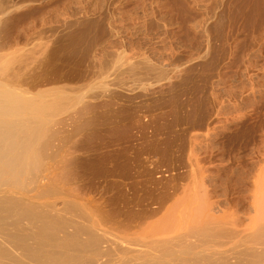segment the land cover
Returning <instances> with one entry per match:
<instances>
[{"label": "rangeland", "instance_id": "rangeland-1", "mask_svg": "<svg viewBox=\"0 0 264 264\" xmlns=\"http://www.w3.org/2000/svg\"><path fill=\"white\" fill-rule=\"evenodd\" d=\"M43 1L44 0H37L36 2L35 0H22V1L16 0V3L18 2L17 4L20 7L19 12L27 11L29 13L27 14V16L24 17V19H22L18 23V27L16 29H10L9 31H11L12 36H14L12 40L13 42L16 39V36L19 32H22L28 29H29L28 32H30L33 29V27H37V28L42 27V29H44L45 27L47 28V24H48V29L46 30L45 28V31L46 33L49 32V34L47 35L49 39L51 40L50 45L53 41L52 45L54 47H55V44L57 45L58 52L55 53V51L53 50L54 47L52 45L51 47L49 46L48 54H47V56L49 55V57H47L46 55H45L46 56L45 58L43 57L44 62L42 63V65L39 62L31 63L30 66L24 70V73H26V75L29 73L28 74L29 76L31 73L34 74V75L31 74V77L33 78L39 79L42 77L43 78V79L41 78L42 80L41 79L40 80L37 79V80L40 81L41 84L43 83L42 86L44 87V89L54 87L53 84H55V86L62 89L63 95H64L63 101L64 102L66 101L68 104L67 105L65 102L66 104L65 106V104L63 103L65 110L61 109V111H58V112H62V113H57L53 117L54 123H52L51 125L53 127L50 126L51 128H49V133L47 132L48 134L45 137V139L48 141L50 140L49 143H52L54 141L52 143L53 145L63 146L64 144L63 147H70L73 143L74 144L72 146L74 145L80 146L79 144L81 143L80 149H82L81 151L78 150L76 154L72 153V155L71 153H68L67 155L66 154L67 152H63L62 154L63 155L65 154L67 158L65 157V155L61 156L62 155L61 153H60L61 155L59 154L56 155L58 157L56 156L50 157L49 154H47V156L45 154L42 155L41 160H43L42 161L43 163L49 162V166H50V163L51 164L53 163V165L57 167L56 168L53 165H51L50 167L53 170L52 168L53 166L54 170L52 172V170L50 169L51 171L50 176L52 178L50 177L51 180L49 179V182H47L49 186L48 188H53V187L55 188H53V190L49 189V193L44 198L43 201H53L54 199H57L59 197L58 200L60 202H58L57 200L58 205L63 207L62 201L64 199H67L69 202V207L67 209V211H69L70 213L69 215H71L72 213L74 214L75 213L74 209L78 208L79 204L81 205L82 203H84L85 204V206H83L84 212L86 211L87 212V213L85 212L86 214H89V213L95 214V212H99L97 211L99 210V207H101L100 210L102 209L103 206H100V205L103 204L102 202L104 201L103 199L104 196L107 197L109 196V194L111 195L113 192H114L113 194H118L117 190L119 191V187H116V186H115V191L111 192L114 189V187L112 186L114 182L123 185L125 181L126 184H129L128 186H126L127 189H129V186H131L130 183L134 181L135 178L137 179V180L135 179V181H145L146 180L149 183L147 186L151 185V181L153 180L154 181L159 180L161 183L163 182V184H165L167 182L166 177L168 178L169 176L168 181L171 182V180L174 179L173 174L171 175V173L173 172L179 173L180 172L179 169H180L181 170L180 173L182 174H184L187 170L188 171L184 175L185 178L187 177V179L186 180L181 179L182 181L179 180L178 182L179 185L182 183L180 186H178L179 193L182 192V187L185 190L187 189V191H190L188 189H191L192 192L195 190L198 193L200 192L203 193L205 191H208V192L215 191L217 193L221 192L220 195L226 194L224 195L225 198L224 196H222L223 198L221 197L222 205H224V207L226 206L225 208H227V210L233 211L237 205L236 204L237 202L234 201L233 198L237 196L240 192L242 194L248 193L247 191H249V188L252 186L251 178L254 174V171L258 169L254 166L255 165L257 166V164L260 166L261 162L263 163L262 159H259L261 158L259 156L260 154L264 153L263 151L264 148H262L264 146L263 145L264 144V139H263L264 138V130H263L264 129L263 128L264 127V0H53V1L46 0L44 2ZM47 1L48 3H46ZM49 1L51 2L49 3ZM50 4L52 5L50 6ZM29 5L32 7H30ZM33 5L37 6V8H35L36 10L34 9V7L36 6H33ZM57 6H58L59 11L56 9ZM45 9L47 12L45 11ZM47 9L48 10L50 9V10L48 11ZM40 11H42L41 14H40ZM51 11L54 14H52ZM33 12L35 13V15L33 14ZM55 12H57L58 14ZM46 15L48 17L47 19H46ZM53 19L55 20L57 19V21ZM61 22L64 25H62ZM37 23H39L40 26ZM41 23H43V25ZM44 23H45V26H44ZM57 23H59V25ZM67 26H69V28ZM22 27L24 30L22 29ZM50 28L52 29V31L50 30ZM58 29H59V32H58ZM50 31L51 33L57 32V39L55 38L56 37L55 33L53 35L50 33ZM50 34L53 36V38ZM60 35L63 38L62 40L60 39L61 37ZM65 37L67 38L65 39ZM67 40H70V41L68 42ZM54 41H57V42H54ZM67 48H70V49H67ZM73 49H75L76 51H74ZM70 53L72 55H70ZM55 57H56V60L53 59ZM54 61L56 63L60 61L59 63H57L58 64L57 68L55 67ZM38 63L39 65H41L40 66L41 68L38 67L39 66ZM33 64L34 65L36 64V66H34ZM131 64L133 67H135V69L134 68L133 69L131 68L132 70L128 69L129 65ZM45 67L47 70L45 69ZM34 68L37 72L34 70ZM38 68L39 70H37ZM58 68L59 69L61 68L60 69L61 72H59L60 70ZM31 69L33 70V72ZM29 70L31 72H28ZM46 71L47 73H45ZM132 71H134L135 73ZM38 72H42L40 73L42 74L41 77L39 76L40 74ZM43 72L45 73V75L46 74L47 75L45 76ZM47 76H50V79L53 81V83ZM55 76H56V79H55ZM68 76L69 77L71 76V78L70 79L67 78ZM57 77L59 79H57ZM47 78L49 79V81H47L48 80ZM75 79H77V82L79 81L78 82L79 84L76 82L78 85H75L76 84L74 83L76 81ZM54 80H55V83H54ZM56 80L58 81V83ZM63 81L65 83L64 87H63V84H64ZM49 82L52 83V86L45 87L47 83H48V86L49 84H51ZM60 82L62 84H60ZM69 82L70 84H72L71 86L69 85L70 87L68 86ZM71 88L73 90H71ZM67 90L69 91L67 92ZM75 93L78 94L77 96H79L78 100H76L77 96L75 95ZM69 96L72 99L69 98ZM68 100H70L75 105L72 104ZM68 102H70L72 105L69 104ZM83 104H84L83 107H85L84 108L85 110H87L88 108H91V110L90 109H88L87 111L83 110L82 109ZM79 111H83V112L85 111V112L84 113L82 112L83 113L82 115V113ZM75 113L78 116L77 115L75 116ZM79 113L82 116H79L80 115ZM94 114H97V115L94 116ZM102 114H104L105 116ZM70 116H72V118ZM75 117L78 120L77 119L75 120ZM103 118L104 120L101 121ZM67 119L68 121L75 120L74 124L76 122L75 125L77 126V128L76 126L74 127V124H73V128L71 127L73 121L71 124L69 123L71 126L69 124L68 126ZM83 119L85 123H87L88 127L85 125ZM86 119L88 121H86ZM95 119L97 120L95 121ZM60 120L64 121V124L63 122L61 124L57 122V121L60 122ZM98 121L100 122L98 123ZM93 123H94V126H92ZM62 124L65 125V127L61 126ZM55 125H57L58 129H56L57 127ZM84 125H85V129H84ZM78 126H79V130H78L79 132L76 130L78 129ZM95 126L97 128H95ZM259 126H261L263 129H261V127ZM60 127H62L63 129ZM101 127H102V130H101ZM67 128L69 130H67ZM105 128L107 131L104 130ZM258 128L259 130L260 129L262 130V131L260 130L261 133L258 130ZM51 129H54L56 131L52 132ZM108 129L109 130L112 129L113 131L111 130L110 132H113V133H110ZM64 130H67V133L69 134L64 132ZM254 130L256 132H254ZM57 131L59 133H57ZM239 131L241 134H239ZM60 132H64V134ZM98 133L101 135L103 134V137L101 135H98ZM66 134L67 136H65ZM94 134H96L97 136L96 135L94 136ZM69 135H72V137ZM52 136L53 138L55 137L54 140L53 138H51ZM49 137L50 139H48ZM85 137H88V138H85ZM104 137L108 139H105ZM259 138L261 140H259ZM100 139L103 142L101 141L100 143ZM253 139H255V141ZM104 141H105V144H104ZM117 141H119L122 146H120V144ZM135 142L137 146H135ZM255 142H257L256 144L260 143L259 145H262L260 147L262 148V151H263L260 154L256 153L257 157L255 155V152L253 151L254 147L256 146L254 145ZM60 143H63V144L61 145ZM67 143H70V144H67ZM91 143H92V146H91ZM109 143L111 147L114 144L115 148L123 147L124 144H125L124 147L128 148L129 146L131 147V144L133 143L134 146L137 148L139 147L138 145H140V149L137 151H131V155H130V153L128 154V152H126V151L130 152V150H127L123 147L124 152H122V150H118V153H116L117 150L113 149L114 147L111 148L110 145L108 146ZM133 144H132V147H134ZM159 144L162 145L163 147L165 146L167 149L164 147L165 150L162 149L164 151L163 152ZM149 145H151L152 147L156 145L155 147L159 150H156L155 147L151 148V146L149 147ZM191 145L193 147H191ZM205 145H207L208 147ZM251 145L253 146V148ZM178 146H180L179 149L182 147L183 150L181 149L182 151H180L178 149ZM209 146L210 147L213 146L212 148L214 152L213 151L211 152L212 148H210ZM85 147L87 148L85 149ZM143 147L145 148L144 150L142 149ZM173 147H176V148H173ZM229 147H231L232 150H229L230 149ZM107 148L108 150H106ZM192 148L193 150H191ZM238 148L240 149L243 148V149L240 150ZM87 149H94L96 152L87 151ZM148 149H151V151L153 149L154 154H152V152L149 151ZM184 149L187 150L188 155ZM203 149H205V152H203L204 151ZM196 150L197 151L199 150L198 151L199 153L197 152L196 154ZM140 151L141 152L143 151L142 158L140 156L141 155ZM157 151L161 157L157 156L158 154L155 153ZM207 151L208 153H206ZM249 151L250 152L253 151L254 153L252 152L253 154L251 155ZM85 152L88 155H90L91 153L93 157H91V155L87 156ZM108 152H111V154L109 153L108 155ZM114 152L115 154H119L117 155L119 157L121 155L120 157V159L122 158L121 160H123L124 158L126 160V157H127V160L128 159L131 160V157L132 155L134 157L135 152L136 154L140 153L136 155V156L139 155L138 159L136 156L132 159H137L138 162H136L135 160L138 166L137 170L140 169L142 174L141 172H139L141 175H138V176L136 175L138 178L136 176H134L133 178L128 175V179H131L132 181L131 180L129 181L126 177L127 175H125L124 173L123 174L120 173L121 175L120 177H118L119 174H117V176L115 174L116 177L115 176L108 177V175L105 174L102 171V169H100L99 167H101L102 165L101 163L107 162L106 159H108V161L113 160V159H119V157L113 154ZM132 152L134 153L132 154ZM170 152H172L173 154ZM202 152L204 155L202 154ZM100 153L101 154L103 153V154L101 155ZM123 153L125 154L124 158L122 157ZM209 153L212 155L210 156ZM97 154L99 155V158H97L98 157ZM155 154H156V157L155 156L153 157V155ZM226 154H228V156L230 155L231 157L230 156L227 157ZM81 155L82 157H79ZM84 155L86 158L88 157L90 158L87 160L85 159ZM181 155L185 157L187 155L188 158L183 157L184 158L183 159L181 158ZM194 155L195 157L196 156L199 157V160L195 162V166L193 165L195 161ZM206 155H208V157L210 156L209 159H211L210 160L211 162L208 161L209 159ZM216 155L218 157H216ZM249 155L252 157L254 164L252 163L251 157ZM43 156L44 157L46 156V158L47 157L49 158L42 159ZM105 156L107 158H105ZM241 156H243L244 160L242 159ZM261 156L263 158L264 154ZM60 157H62L63 160H61ZM70 157L72 158L76 157L75 159L76 161L73 160L75 161L73 164H72L73 162L72 160L68 162L69 161L68 158ZM152 157L154 159L157 158L156 161L155 160L152 161L153 159ZM163 157L164 158L166 157L165 160L163 159ZM189 157L194 158L192 159V162L189 159ZM221 157L223 160L225 159V161H227L226 164L224 163L225 161L221 159ZM58 158L60 160L56 161L58 160ZM147 158H149L150 160H148ZM158 158L160 161H158ZM177 158H180V159H177ZM257 158L260 160L258 163H257L258 161ZM167 159L169 163L172 161L171 164L169 165L167 164L168 163ZM187 159H188V163L186 162ZM229 159H230V162H229ZM232 159H234L233 164L236 162L238 163L233 165ZM81 160L86 165L84 163L81 164L82 163ZM96 160L98 163L96 162ZM139 160L140 161L143 160L141 161L142 163ZM245 160H246V163H245ZM63 161H65L64 162L65 165ZM91 161L93 164H91ZM146 161H147V164H149L148 161H150L151 164L154 163L157 167L160 166V168L162 166L164 167V169L163 168L160 169L159 167H158L159 169H157L156 167L155 169L159 170V172L157 170H153V172L155 171L156 172L152 173L153 176L151 177L150 176L147 177L146 175V177L148 178L147 179L144 176L146 173L145 172H144L145 174L143 173V171L145 170L144 167L147 165ZM200 161H202L203 164L206 162L207 163L206 165L204 164L205 165L204 167L206 168L202 169L201 167L203 165L201 162L200 171L202 172V174H200L199 172L200 175L197 176L198 175L197 173L199 171L198 165ZM54 162H57V163L54 164ZM95 162L97 165H99V167L98 166L96 167V164H94ZM181 162L182 163L186 162V163L184 165V164H181ZM216 162L217 163L219 162L218 165ZM58 164H61V165L57 166ZM71 164L73 165L74 169L72 168ZM75 164H76L77 169H75ZM239 164L241 165L240 168H239L240 166ZM92 165L95 167H91ZM175 165L177 167H175ZM183 165L184 166L188 165L189 168L187 166L184 167ZM81 166L83 168L84 166L86 167L83 169ZM215 166L217 167L216 171H215L216 169ZM242 166H243V169H242ZM251 166H253L254 168L253 167L251 168ZM66 167H68L69 170ZM89 167H90V170H89ZM220 167H222L221 170L219 169ZM230 167L231 169H233L232 171L235 170L233 173L231 172ZM245 167H246V170H245ZM59 168L60 170L63 169L64 171L61 170V173H60ZM185 168H186V171H185ZM165 169L167 170L163 172ZM249 169L250 171H248ZM55 170H58V172ZM73 170L76 172H74ZM182 170L183 172L184 171L185 172L183 173ZM219 170H220V173L218 172ZM89 171L90 172L93 171L92 174ZM189 171H191L192 173H189ZM209 171L213 172V174L212 173L211 174L214 175L215 178L212 175L210 177ZM223 171L227 173H223ZM244 171H245V174H244ZM70 172H73V173L71 174ZM81 172H84V174ZM100 172L101 174H103V177L105 178H103L102 175H100ZM162 172H163V175L161 174ZM238 172H240L239 174L242 175V179L240 175L238 174ZM169 173L170 175H168ZM206 173L208 175H206ZM234 173L237 175H235ZM61 174H63L64 176ZM75 174H77L76 179H74ZM78 174L80 176V179L78 177ZM81 174H83L82 176L85 177L84 179L81 176ZM104 174L107 175V177L104 176ZM219 174L221 175V177ZM231 174L232 175L234 174L233 177ZM54 175H55V178H54ZM158 175L165 176V177H158ZM190 175L191 176L194 175L193 180ZM203 175L207 177L203 179L204 178ZM228 175L231 177H229ZM58 176L60 178H63V177L67 179L70 178L72 181L73 180H77V181H73L74 182L73 183L70 181V179H68L70 182L69 183L68 180L66 181L65 179V182H63L62 179L58 178ZM88 176H90V178ZM139 176L140 177L142 176L143 178L142 177L140 178ZM200 176L201 177L203 176V177L200 178ZM110 177L112 179H110ZM121 178H122L121 180L122 183L120 182ZM197 178H198L197 188L193 189L191 183H193L194 180H197ZM206 178L207 179L209 178L212 181H208L209 179L206 180ZM244 178H246V180H243ZM91 179H92V182H91ZM214 179H217V180H214ZM226 179L229 181H227ZM83 180H85L84 181L85 183L82 182ZM190 180H192L193 182ZM233 180L236 181L237 183H235ZM109 181L112 183L111 185L108 184V186L110 185L112 188H110V186L109 187L107 186L105 190L103 188V185H107V183H110ZM186 181L190 184H188ZM204 181L206 182V184H208L209 182L210 184L206 185ZM56 182H58V184ZM89 182L92 183V186H90L91 183ZM103 182H106V183H103ZM245 182H247V184ZM250 182L251 184H249ZM65 183L66 185L69 186V188L72 189V190L70 189L71 191H73L76 188L75 191L77 193L75 191L74 193L72 192L73 196L71 195L70 192L67 193V191H70V190L68 186H67L68 189L66 188ZM86 183H88L89 185ZM94 183L96 184L99 183V185L101 184L100 187L103 189V191H101L102 189L99 191L98 190L96 191V187L92 189L91 191V188L96 186V184ZM172 183H176V182H172ZM183 183L184 184L186 183V185H184ZM201 183H202V186L200 185ZM60 184L62 186L61 188L63 189V192L60 191L61 190L60 187L58 189V186ZM203 184H205L206 187L205 185L203 187ZM217 184H219V187ZM223 184H225V186L227 184V186L224 187ZM71 185H73L75 188L73 189V186ZM85 185L88 186V190H89L88 192H87V186ZM240 185H243V186H240ZM210 186H212L213 188H210ZM232 186L234 187V190H237V191L233 192L234 190ZM238 186L240 188H238ZM247 186L249 187L247 188ZM97 187H99L98 184H97ZM222 187L224 189H222ZM241 187L244 189H242ZM82 188L84 189V191ZM198 188L201 191L198 190ZM203 188L205 189L204 191L202 190ZM131 189L132 188L130 187L129 189L130 193L133 192V190ZM217 189L219 190V192L217 191ZM85 190L89 195L87 193L84 194ZM93 190H95V193ZM107 190L108 191L111 190L110 191L111 193L110 192L108 193ZM53 191H55L56 194ZM64 192H66V194ZM82 192H84L83 194L85 196L84 195L82 196ZM92 192L94 193V195ZM97 192L98 193L100 192V194L97 195L98 194ZM102 192H104L105 194L107 193L108 194L105 195ZM142 192L143 190H140V193ZM52 193L54 195H52ZM231 193H232V197H230ZM75 194H77L79 198H76L77 196H74ZM90 194H92L93 197H91ZM86 195L88 196V199ZM94 196L96 197L94 198ZM98 197L99 198L103 197L101 198L102 201L100 200L101 202L98 201L99 200ZM91 200L97 201V203L95 202L94 204L95 205L97 204L98 206L93 205V202ZM225 200L228 201V203ZM71 201H74V203ZM85 201L89 204H87ZM168 202L170 203H166V205H170L172 201H168ZM75 203L76 204L79 203V204L76 205ZM242 204L245 207L248 206L246 202H241L239 205L241 207V210L245 208ZM91 205H93L94 208ZM229 206H231V208H233L234 206L235 207L231 210ZM91 209H94L95 212L93 213V210ZM164 212L165 211H161V213L163 214ZM161 213H159L157 216L162 217L163 214L161 215ZM157 216L154 218L155 220L158 219ZM157 237L158 238L161 237V234H158Z\"/></svg>", "mask_w": 264, "mask_h": 264}, {"label": "bare ground", "instance_id": "bare-ground-1", "mask_svg": "<svg viewBox=\"0 0 264 264\" xmlns=\"http://www.w3.org/2000/svg\"><path fill=\"white\" fill-rule=\"evenodd\" d=\"M36 1L37 0H35V2ZM44 1H46V0H44ZM50 2L51 1H49V3ZM17 3H16V0H0V264H264V160H263L264 157L262 158V156H261L264 153L260 154L264 151V149L262 151V148H264V146L261 148L260 146H262V145H259L260 143L256 144L257 142H255V144L253 143L254 145H256L254 147L253 151L255 152V155H256V153L260 154L259 157H261V158H259V159H262L263 163L261 162L260 166L257 164V166H259V167H257L256 165L255 166L253 165L254 167H256L258 169L256 171H254V174L251 178L252 179V186L250 187L251 189L249 188V191H247L248 193H246V194H242L240 192L241 194L239 193L237 195V193H236L237 196H235L233 198V200L237 202L236 203L237 205L233 211L227 210V208H225L226 206L224 207V205H222V202H221L222 198H223L222 196H224L226 194L220 195L221 192L217 193L215 191L214 192L205 191L203 193L202 192L198 193L195 190L192 192L191 189H188L190 191H187V189L185 190L182 187V192L179 193L178 192L179 191L178 186H180L182 183L179 185L178 182L181 179H184V180L187 179V177L185 178V176H184L186 174V172L188 171V170L186 171V168H185L186 172L184 171L185 173L182 170V172L184 174L180 173L181 172L180 169H179V171H180L179 173L173 172L172 171L173 168H172L171 171L173 173H171V172L170 173H171V175L173 174L174 179L171 180V182L168 181V178H169L168 175H170V173H169L167 175L168 178L166 177L167 182L164 181L167 184L166 183L163 184V182L161 183L159 180H155V181L153 180V181H151V185L147 186L149 183L146 180L145 181H135V179H136L135 178L134 181H132L131 179H128V175L130 177L134 178V176H136V175L138 176V175L142 174L140 169L137 170L138 166H137L136 162H138L137 159L139 158L138 157L139 155L138 156H136V155L140 154V153L136 154V152L134 154V157L136 156L137 159H132V158H134L132 155L131 160L130 159L127 160L126 156H125L126 157V160H125V158H124L125 154L123 153L122 157L124 159L121 160L122 159V158L120 159L121 155L119 157V156H117L119 154H115V152H114L113 154L116 155L117 157H119V159H113V160L109 159L110 161H108V159H106L107 162L101 163L102 164L101 167H99V165L96 164L98 159L94 163V164H96V167L98 166L100 169H102V171L105 174H107L108 177L109 176H115V174H116V176H117V174H119L118 177H120L121 176L120 173H122V174L124 173L125 175H127L126 176L127 179L129 181L130 180L132 181L130 183L131 186H129V189L131 187L132 188L131 190H133V192L130 193V190L126 188V186H128L129 184H126L125 181H124L123 185L114 182L112 184L114 189L112 191L111 190L110 191L111 192L115 191V186L119 187V191L116 189L118 194H113L114 193L113 192L111 195L109 194V196H107V197L106 196H104V198L101 197L104 199V201L102 203L105 206L101 203L102 205H100V206H103V207L101 210H100L101 207H99V210H97L99 212H95L94 209H91V210H93V213L95 212V214H90V213L86 214L87 212L85 211L86 212L85 213L83 210L84 209L83 206H85V204L82 203L80 205L78 203L79 207L74 209L75 213L74 214L72 213L71 215H69L70 213H69V211H67V209L69 207V202L67 199H64V200L61 199V200H63L62 201L63 205L61 204L63 207L58 205V202H60L58 200L59 197L57 199H54L53 201H43L44 198L48 195L49 189L53 190V188H55V187L48 188L49 186L47 183V182H49V179L51 177L50 176L51 175L50 174V172H51L50 167H51V165H53V163L52 164L50 163V166H49V162L43 163L42 162L43 160H41L42 155L45 154L47 156V154H49L51 157V156H56L57 154L61 155L63 152H67L66 153L67 155H68V153H71V155H72V153L76 154V152H78V150L81 151L82 149H80L81 143L79 144L80 146H77V145L72 146L74 143L72 144L70 142L72 144L70 147H63L64 146L63 143H60L61 145L63 144V146H57V145L52 144L54 141L52 143H49L50 140L48 141L45 139V137L49 133V128L53 127V126H51L52 123H54L53 117L57 113H62V112H58V111H61V109H64V104L66 101L65 102L63 101L64 95H63L62 89L55 86V84H53L54 87H51L53 81L50 79V76H47V77L52 81V83L49 82V83H51V84H49V86H48V83L46 86L45 85L44 86L45 87H51V88L44 89V87L42 86L43 83L41 84V82L38 81L42 78L41 77L42 74H40L42 72H38L40 74L39 76L41 77L39 79L31 77L32 73L30 74V76L28 75L29 73L27 75H26V73H24V70L27 69L31 63L39 62L42 65V63L44 62V58L48 54V48H49V46L51 47L53 41L50 45L51 40L49 39V37L47 35V34H49V32L46 33V31H45L46 27L44 29H42V27H40V28L33 27L32 30L30 28V30H31L30 32H28L29 29L27 27L28 30L19 32L16 36V39L13 41L14 43L12 42L14 36H12V32L9 30L10 29H16L18 27V23L22 19H24V17L27 16V14L29 13L27 11L19 12L20 7ZM46 3H48V1ZM51 5L52 4H50V6ZM33 6H36V5H33ZM30 7H32V6H30ZM35 8H37V6L34 7V9ZM56 9L58 10V6ZM45 11H46V9H45ZM52 11H51V13H52ZM34 12H33V14L35 15ZM41 12L42 11H40V14H41ZM55 13H57V12H55ZM30 14H32V13H30ZM52 14H54V13H52ZM44 17H45V15H44ZM58 17H60V16H58ZM43 18H42V20H43ZM47 18L48 17L46 15V19ZM46 19H44V20H46ZM28 20H30V19H28ZM37 20H38V18H37ZM53 20H55V19H53ZM55 21H57V19ZM69 21H71V20H69ZM58 22H60V21H58ZM45 23H44V26H45ZM51 23H53V22H51ZM37 24L39 25V23H37ZM41 24L43 25V23H41ZM57 24L59 25V23H57ZM57 24H55V25H57ZM52 25H54V24H52ZM62 25H64V24L62 23ZM67 27L69 28V26H67ZM51 28H50V30L52 31ZM22 29H23V27H22ZM47 29H48V24H47L46 30ZM62 30H63V28H62ZM51 31H50V33H51ZM58 32H59V29H58ZM62 32H64V31H62ZM72 32H73V30H72ZM54 33L56 36V37L55 36L54 37L57 39V32H54ZM54 33H51V34L54 35ZM61 35H63V34H61ZM52 38H53V36H52ZM66 38L67 37H65V39ZM60 39L61 40L63 39L62 36L60 37ZM67 41L69 42L70 40H67ZM54 42H57V41H54ZM63 42H64V40H63ZM58 45H59V43H58ZM74 47H76V46H74ZM67 49H70V48H67ZM53 50L55 51V53L58 52L56 44H55V47ZM73 50L76 51L75 49H73ZM52 54H54V53H52ZM70 55H72V54L70 53ZM50 56H52V55H50ZM55 56H56V54H55ZM47 57H49V55ZM53 59L56 60V57ZM59 62H57V63H59ZM39 63H38V65H39ZM54 63H55V67L57 68L58 64L55 61H54ZM41 65H39L38 67H40ZM34 66H36V64ZM131 68L135 69V67H133L132 64L129 65L128 69L132 70ZM45 69H46V67H45ZM34 70H35V68H34ZM37 70H39V68ZM42 70H43V68H42ZM28 72H31V71L29 70ZM32 72H33V70H32ZM59 72H61V70ZM132 72H134V71H132ZM45 73H47V71ZM45 73L43 72L44 75H45ZM59 74H61V73H59ZM32 75H34V74H32ZM48 75H49V73H48ZM58 77H60V76H58ZM58 77H57V79H59ZM61 77H62V75H61ZM67 78L70 79L71 76L70 77L68 76ZM67 78H66V80H67ZM49 79L47 81H49ZM55 79H56V76H55ZM73 79H71V80H73ZM77 79H75L76 81L74 83L77 82ZM46 80H45V82H46ZM54 83H55V80H54ZM57 83H58V81H57ZM63 83H64V81H63ZM77 83L75 85L79 84V83L78 84ZM60 84H62V83L60 82ZM66 85H67V83H66ZM69 85L71 86L72 84H70V82H69L68 86ZM64 86H65V83L63 84V87ZM71 90H73V89L71 88ZM65 91H66V89H65ZM68 91L69 90H67V92ZM75 95L77 96L78 94L75 93ZM70 96H72V95H70ZM70 96H69V98H71ZM78 97L79 96H77L76 100H78ZM68 101H70V100H68ZM70 102H68V103L71 104L72 102L71 103ZM66 104H67V102H66ZM66 104H65V106H66ZM72 104H74V103H72ZM83 106H84V104L82 105V107ZM84 108L85 107H83L82 109L85 110ZM88 109L91 110V108H88ZM87 110H85V111H87ZM79 112L82 113L83 111H79ZM83 113H82V115H83ZM76 115L77 114L75 113V116ZM82 115L80 114L79 116H82ZM95 115H97V114H94V116ZM102 115H104V114H102ZM94 116H93V118H94ZM70 117L72 118V116H70ZM73 117H74V115H73ZM76 119L77 118L75 117V120ZM87 119H86V121H88ZM75 120H72L73 121V123H72V121L69 120L70 121L69 122L67 119V121H68L67 125L69 123L70 124L72 123V126L70 124L69 125L73 128V124H74ZM96 120L97 119H95V121ZM103 120H104V118L101 121H103ZM83 121H84V119H83ZM57 122L59 124H61L63 122V124H64V121H61V120H60V122L59 121H57ZM99 122L100 121H98V123ZM84 123H85V121H84ZM91 123H92V121H91ZM63 124L61 126L65 127V125H63ZM75 124H76V122H75ZM75 124H74V127L76 126ZM89 124H90V122H89ZM85 125L88 127L87 123H85ZM85 125H84V129H85ZM55 126L57 127V125H55ZM92 126H94V123ZM96 126H95V128H97ZM56 127H54V128H56ZM259 127H261V126H259ZM60 128H62V127H60ZM76 128H77V126H76ZM95 128H93V129H95ZM263 128L261 127V129H263ZM56 129H58V127ZM51 130H52V132L56 131L54 129H51ZM67 130H69V129L67 128ZM67 130H64V132L67 133ZM76 130L77 131L79 130V126H78V129H76ZM101 130H102V127H101ZM104 130H106V128ZM111 130H109V132ZM258 130H259V128H258ZM58 131H57V133H59ZM261 131H260V133H261ZM64 132H60V133L64 134ZM243 132H245V131H243ZM254 132H256V131L254 130ZM110 133H113V132H110ZM55 134H56V132H55ZM67 134H69V133H67ZM67 134L65 136H67ZM72 134H73V132H72ZM239 134H241L240 131H239ZM249 134H250V132H249ZM253 134H255V133H253ZM257 134H256V136H257ZM50 135H52V134H50ZM95 135L96 134H94V136ZM98 135H101V134L98 133ZM69 136L72 137V135H69ZM101 136L103 137V134ZM258 136H260V135H258ZM51 138H53V136ZM54 138H53V140H54ZM85 138H88V137H85ZM48 139H50V137ZM105 139H108V138H105ZM102 140H103V138H102ZM102 140L100 139V143ZM253 140L255 141V139H253ZM259 140H261V139L259 138ZM117 142L120 144L119 141H117ZM57 143H59V142H57ZM70 143H67V144H70ZM88 143H90V142H88ZM250 143H252V142H250ZM75 144H76V142H75ZM104 144H105V141H104ZM132 144H131V147L128 145L129 146L128 148L124 147L125 144L123 146L125 149L130 150V152L126 151V152H128V154L130 153V155H131V151H137L140 149V145H138L139 146L138 148L135 147V146H137L136 142H135V146L133 144L134 147H132ZM242 144H243V142H242ZM109 145H110V143L108 144V146ZM159 145H158V147H159ZM239 145H241V144H239ZM91 146H92V143H91ZM120 146H122V145L120 144ZM147 146H146V148H147ZM150 146L151 145H149V147ZM155 146H153V147L151 146V148H154ZM196 146H198V145H196ZM205 146H207V145H205ZM87 147H85V149ZM110 147H111V145H110ZM112 147H114L113 149L117 150L116 153H118V150H122V152H124L123 147H120V148L116 147L115 148L114 144ZM160 147L162 150V149H164L165 146L163 147L162 145H160ZM179 147L180 146H178V149H179ZM186 147H188V146H186ZM191 147H193V146L191 145ZM198 147H200V146H198ZM212 147H210V148H212ZM173 148H176V147H173ZM189 148H188V150H189ZM225 148H227V147H225ZM229 148H230L229 150H232L231 147H229ZM233 148H234V146H233ZM252 148H253V146H252ZM142 149L144 150L145 148L143 147ZM181 149L183 150L182 147L179 150L182 151ZM238 149H240V148H238ZM242 149H240V150H242ZM106 150H108V148ZM148 150L151 151V149H148ZM156 150H159V149L156 148ZM170 150H171V148H170ZM191 150H193V148ZM203 150H204L203 152H205V149H203ZM246 150H247V148H246ZM87 151H95V150L94 149H87ZM102 151H103V149H102ZM198 151L196 150V154ZM212 151H213V148H212L211 152ZM253 151H251V152L249 151L251 153V155L254 153ZM112 152H113V150H112ZM142 152L140 155L141 158L143 156ZM151 152H152V154H154L153 149ZM185 152H187V150H185ZM203 152H202V154H203ZM229 152H228V154H229ZM247 152H248V150H247ZM103 153H104V151H103ZM109 153L111 154V152H108V155H109ZM133 153L134 152H132V154ZM155 153L158 154V151ZM170 153H172V152H170ZM206 153H208V151ZM128 154H126V155H128ZM228 154H226L227 157L230 156V155L228 156ZM64 155L62 154L61 156H64ZM90 155H91V157H93L91 153H90ZM90 155L87 154V156H90ZM165 155H166V153H165ZM183 155H185V154H183ZM187 155H188V152H187ZM187 155H186V157H187ZM211 155L212 154H210V156ZM240 155H242V154H240ZM247 155H248V153H247ZM46 156L45 157L43 156L42 159L49 158V157L46 158ZM154 156L156 157V154L153 155V157ZM157 156H160V155L158 154ZM198 156H199V154H198ZM198 156L195 157V155H194V158H195V161L193 163L194 166H195V162H197V160H199ZM206 156L208 157V155H206ZM243 156H241L242 159H243ZM56 157H58V156H56ZM65 157L67 158L66 155H65ZM65 157H63V158H65ZM79 157H82V155ZM84 157H85V155H84ZM166 157H167V155H166ZM173 157H175V156H173ZM183 157H185V156L181 155V158H183ZM209 157H208V159H209ZM213 157H214V155H213ZM216 157H218V156L216 155ZM256 157H257V155H256ZM60 158H61V160H63L62 157H60ZM70 158H68L69 159V161L67 160L68 162L76 159V157H73V158L70 157ZM89 158L90 157H88V158L85 157V159H87V160ZM97 158H99V155ZM105 158H107V157L105 156ZM110 158H112V157H110ZM113 158H115V157H113ZM149 158H147V159L150 160ZM165 158L163 157L164 160H165ZM194 158L189 157L191 162H192V159H194ZM50 159H52V158H50ZM53 159H55V158H53ZM147 159H145V160H147ZM156 159L153 158L152 161L153 160L156 161ZM177 159H180V158H177ZM217 159H219V158H217ZM221 159H222V157H221ZM259 159H258L257 163L260 161ZM59 160L60 159L58 158V160H56V161H59ZM135 160H136V162H135ZM210 160L211 159H209L208 161H210ZM233 160L234 159H232V164H233ZM251 160H252V157H251ZM75 161H73L72 164ZM141 161H143V160H141ZM158 161H160L159 158H158ZM167 161H168V159H167ZM223 161H225V159ZM64 162L65 161H63V163ZM81 162H82V160H81ZM99 162H100V160H99ZM162 162H163V160H162ZM171 162L169 163V161H168L167 164L169 165V164H171ZM186 162L188 163V159ZM201 162L202 161H200V163L198 165L199 171L197 173L198 174L197 176L202 174V172L200 171ZM226 162L227 161H225L224 163L226 164ZM229 162H230V159H229ZM55 163H57V162H54V164ZM83 163L84 162H82L81 164H83ZM148 163L151 164L150 161H148ZM176 163H178V162H176ZM185 163L181 162V164H184V165H185ZM206 163H204V164L206 165ZM218 163H217V165H218ZM236 163H238V162H236ZM236 163H234V164H236ZM245 163H246V160H245ZM252 163H253V160H252ZM61 164H58L57 166H60ZM72 164H71V166L73 168ZM76 164H75V169H77ZM91 164H93L92 161H91ZM143 164H145V163H143ZM146 164H147V161H146ZM149 164H147L144 167L145 170L143 171V173L145 172L146 174L144 173L145 175L144 174L143 175L145 177H146V175H147V177L153 176L152 173L156 172V171L153 172V170H157L160 168V166H158L159 167L158 168L154 163H153L154 165L153 164L149 165ZM196 164H198V163H196ZM204 164L202 162V165H203L201 167L202 169L206 168V167H204L205 166ZM64 165H65V163H64ZM176 165H175V167H177ZM248 165H250V164H248ZM53 166H52V168L54 170V167H56V166H54V167ZM186 166L189 168L188 165H186ZM186 166H184V167H186ZM253 166H251V168ZM85 167L86 166H84V168ZM91 167H95V166L92 165ZM156 167H157V169H155ZM171 167H170V169H171ZM240 167H241V165L239 166V168ZM66 168L68 169V167H66ZM140 168H141V166H140ZM161 168L164 169V167H162V166H161ZM179 168H181V167H179ZM215 168L214 169L216 171L217 167L215 166ZM221 168L222 167H220L219 169L221 170ZM232 168H234V167H232ZM63 169H61V170L64 171ZM230 169H231V167H230ZM242 169H243V166H242ZM250 169L248 171H250ZM53 170H52V172H53ZM61 170L59 168L60 173H61ZM89 170H90V167H89ZM166 170L167 169H165L164 171L162 170V171L165 172ZM220 170L218 171L219 173H220ZM222 170H224V169H222ZM232 170L233 169H231V172L233 173L235 170L234 171H232ZM245 170H246V167H245ZM55 171L58 172V170H55ZM157 171L159 172V170H157ZM241 171H243V170H241ZM74 172H76V171H74ZM87 172H88V170H87ZM92 172H90V173L92 174ZM139 172H141V174ZM163 172L161 173L162 175H163ZM196 172H197V170H196ZM199 172H200V174H199ZM209 172H210L209 175L211 177L213 172H211V171H209ZM209 172H207V173H209ZM231 172H229V173H231ZM70 173L72 174L73 172H70ZM81 173L84 174V172H81ZM189 173H192V172L189 171ZM207 173H206V175H208ZM223 173H227V172L223 171ZM239 173L240 172H238V174ZM83 174H81V176ZM91 174H90V176H91ZM105 174H104V176L107 177V175H105ZM241 174H242V172H241ZM244 174H245V171H244ZM61 175H63V174H61ZM76 175L77 174L74 175L75 178L73 176L74 179H76ZM100 175H102V177H103V174H101V172H100ZM154 175H156V174H154ZM223 175H225V174H223ZM233 175H232V177H233ZM235 175H237V174H235ZM59 176H58V178L62 179L63 182H65V179H66V181L68 179H70V178L67 179L64 177L60 178ZM90 176H88V177L90 178ZM193 176H191L192 180L194 178ZM212 176L214 177V175H212ZM78 177L80 179L79 174H78ZM158 177H165V176L158 175ZM202 177L200 176V178H202ZM205 177H207V176H204L203 179H205ZM220 177H221V175H220ZM229 177H231V176H229ZM240 177L242 179V175H240ZM240 177H239V179H240ZM54 178H55V175H54ZM84 178L85 177H83V179ZM103 178H105V177H103ZM198 178H197V180H194V182L192 180H190L193 182V183H191L193 189L197 188ZM246 178H244L243 180H246ZM56 179H57V177H56ZM110 179H112V178L110 177ZM208 179L206 178V180H208ZM235 179H237V178H235ZM81 180H82V178H81ZM98 180H100V179H98ZM113 180H112V182H113ZM121 180H122V178L120 179V182H121ZM128 180H127V182H128ZM214 180H217V179H214ZM52 181H54V180H52ZM70 181L73 182V181H77V180L72 181L70 179ZM84 181L85 180H83L82 182H84ZM96 181H97V179H96ZM104 181H106V180H104ZM208 181H212V180L209 179ZM227 181H229V180H227ZM59 182H61V181H59ZM68 182H69V180H68ZM91 182H92V179H91ZM91 182H89V183H91ZM101 182H102V180H101ZM112 182L107 183V185L102 184L103 188L106 190L108 184L111 185ZM172 182H176V183H172ZM206 182H205V184H206ZM234 182L237 183L236 181H234ZM56 183L58 184V182H56ZM66 183H65V185H66ZM99 183H100V181H99ZM99 183H97V184L100 187L101 184L99 185ZM103 183H106V182H103ZM202 183L200 184L201 186H202ZM213 183H214V181H213ZM216 183H217V181H216ZM231 183H233V182H231ZM245 183L247 184V182H245ZM86 184H88V183H86ZM94 184H96V183H94ZM97 184H96V186L91 188V191L95 187H96V191L97 190L99 191L102 189L101 187L100 188L97 187ZM188 184H190V183H188ZM205 184H203V187ZM209 184H210V182L206 185H209ZM227 184H226V186H227ZM249 184H251V182ZM68 185H66V188ZM184 185H186V183ZM206 185H205V187H206ZM217 185L219 187V184H217ZM54 186H56V185H54ZM71 186H73V185H71ZM85 186H87V185H85ZM90 186H92V183ZM223 186L226 187L225 184H223ZM240 186H243V185H240ZM59 187L60 188L62 187L61 184L58 186V189H59ZM76 187H77V185H76ZM232 187H231V189H232ZM248 187L249 186H247V188ZM68 188H69V186H68ZM74 188L75 187L73 186V189ZM110 188H112V187L110 186ZM210 188H213V187L210 186ZM216 188H217V186H216ZM238 188H240V187L238 186ZM70 189L71 188H69V190ZM75 189L73 191H71L72 190L71 189L70 191H67V193L70 192L71 195L73 196ZM82 189H81V191H82ZM222 189H224V188L222 187ZM242 189H244V188H242ZM140 190H143V192L140 193ZM198 190H200V189L198 188ZM202 190L204 191L205 189L203 188ZM207 190H208V188H207ZM233 190H234V187H233ZM55 191H53V192L55 193ZM60 191L63 192V189L61 188ZM83 191H84V189H83ZM88 191L89 190H88V186H87V192ZM93 191L95 193V190H93ZM101 191H103V189ZM110 191H108V193ZM217 191L219 192L218 189H217ZM226 191H228V190H226ZM235 191H237V190H234L233 192H235ZM87 192H86V190H85V193L82 192V196L84 194H86ZM238 192H239V190H238ZM64 193L66 194V192H64ZM94 193H93V195H94ZM102 193H104V192H102ZM57 194H59V193H57ZM99 194H100V192L97 195H99ZM107 194H105V195H107ZM52 195H54V194L52 193ZM90 195H91V197H93L92 194H90ZM69 196H70V194H69ZM74 196H77V194H75ZM95 197L96 196H94V198ZM230 197H232V193H231ZM230 197H228V198H230ZM76 198H79V197L77 196ZM101 198H99V200H98L99 202L102 201ZM224 198H225V196H224ZM87 199H88V196H87ZM57 200H58V202H57ZM74 201H71V202L74 203ZM168 201H172L170 205H166V203H170ZM230 201H232V200H230ZM92 202H93V205H95L94 204L95 202L97 203V201H92ZM92 202H91V204H92ZM226 202L228 203V201H226ZM241 202H246L248 206L245 207L242 204L245 208L241 210V207L239 206ZM78 204H76V205H78ZM87 204H89V203H87ZM98 204H100V203H98ZM93 205H91V206H93ZM226 205H228V204H226ZM229 207L231 208V206H229ZM93 208H94V206H93ZM233 208H231V210ZM97 209H98V207H97ZM89 210H90V208H89ZM161 211H165L164 214L161 213ZM159 213H161V215L163 214V216L158 217L157 215ZM156 216L158 217L157 220L154 219ZM158 234H161V237L158 238L157 237Z\"/></svg>", "mask_w": 264, "mask_h": 264}]
</instances>
